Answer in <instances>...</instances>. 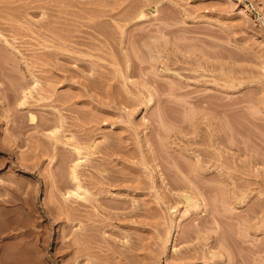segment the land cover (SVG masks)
I'll list each match as a JSON object with an SVG mask.
<instances>
[{"label":"rangeland","instance_id":"rangeland-1","mask_svg":"<svg viewBox=\"0 0 264 264\" xmlns=\"http://www.w3.org/2000/svg\"><path fill=\"white\" fill-rule=\"evenodd\" d=\"M93 1L0 0V14L24 12L0 16L18 51L0 67L8 71L0 74V264L70 261L59 239L71 202L55 184L64 173L69 179L74 158L46 138L51 109L66 116L62 135L95 117L105 124L91 140H115L110 157L90 155L93 166L78 167V176L98 192L90 177L110 173L118 185L103 192L138 205L120 214L127 223L114 224L136 244L128 264H264V0ZM25 64L37 85L19 107L9 85ZM29 112L46 124L31 125Z\"/></svg>","mask_w":264,"mask_h":264},{"label":"bare ground","instance_id":"bare-ground-1","mask_svg":"<svg viewBox=\"0 0 264 264\" xmlns=\"http://www.w3.org/2000/svg\"><path fill=\"white\" fill-rule=\"evenodd\" d=\"M80 1H82V0H80ZM89 1L92 2L93 0H89ZM89 1L86 0L87 3H89ZM11 3H9L10 6H11ZM77 3H78V0H77ZM93 3H95V1H93ZM137 3L140 4L141 2L140 3L137 2ZM141 5H142V3H141ZM141 5H139V6H141ZM2 6H5V4L2 5ZM12 6H11V8H12ZM139 6L136 8L137 10H140ZM6 7H8V6H6ZM6 7H5V9H8ZM5 9H4V7L2 8V10L6 11ZM13 9L14 8H12L11 9L12 11H10V7H9V9L7 11L12 13L11 15H13V11H14ZM46 9L44 11L48 12L49 10H51V9H48V10H46ZM58 10L63 12V10H60V9H58ZM58 10H57V12H58ZM142 10H140V11L133 10V12L135 11L136 14L138 12V14L136 15L137 17H135V18L138 19L137 21L141 20L142 17L144 16ZM16 11H17V14H18L19 11L18 10H16ZM16 11H14V12H16ZM6 12L5 13L3 12V14L7 15L10 18L13 17V16L12 17L9 16L8 12L6 14ZM23 13L24 12H22L20 14H22V16H23ZM44 13H46V12H44ZM3 14L1 13L0 16L2 15V16L5 17V15H3ZM15 14L16 13H14V15ZM27 14H28V11H27ZM29 14H28V16H30ZM47 14H46L47 16L50 15L49 13H47ZM59 14H57V15H59ZM24 15H25V17L27 16L26 15V11H25ZM7 16L5 17V19L8 18ZM54 16H56V14ZM60 16L63 17L61 14H60ZM78 16H79V13H78ZM17 17L19 18L21 16H19V14H18ZM50 17H51V15H50ZM50 17H47V19H46V16H45L44 21H45V19L48 20V18H50ZM57 17L58 16H56L55 18L56 19L61 18V17H59V18H57ZM2 18L0 20H3ZM15 18H16V15L14 16L13 19L16 20ZM29 18H31V17H29ZM55 18L51 17L50 18L51 20H49V21H52V19H55ZM76 18H78V17H76ZM13 19H10L11 20L10 22H6L7 20L6 21L4 20V21L6 23L11 24L14 21ZM60 20L63 21L65 19H63V20L60 19ZM76 20H78V19H76ZM49 21H46L47 23L44 22L47 27L44 25L45 27H43V28H47L48 29L49 25H47V24H48ZM59 21H58V23H63V22H61V21L59 22ZM50 23H52V22H50ZM51 26H52V24H51ZM63 27L64 28H62V26H61L62 29L66 28L64 25H63ZM62 29H61V32H65L66 33V31H62ZM68 32H69V29H68ZM71 33H72V31H71ZM56 34H58V33H56ZM56 34H55V37H56ZM60 34L61 33H59V35ZM71 35H73V34H71ZM60 36H61V38H62V36H64V39L63 38L61 39L62 41L63 40L65 41V40L70 38L69 34H64V33H63V35L61 34ZM58 39H60V38H58ZM61 40H60V42H62ZM109 40H113V39H108V41ZM67 41H69V40H67ZM133 41H135V44L133 43L134 46L136 45V46H138L140 48L139 44L142 41L140 36L137 35ZM12 43L13 42L9 41V39H7L4 36V33L3 32L1 33V30H0V67H2V66H3V68H4V66L6 67V65H2V63H7L11 59H12V61H14L13 59L17 58L15 56L17 55L18 51H17V49H14L15 47L13 46L14 44L12 45ZM121 43H122V39H121ZM133 44H132V46H133ZM142 44H141V46L146 47L144 45V43H142ZM64 45H66L65 42H64ZM144 47H142V49ZM133 48L134 47H132V49ZM153 49H154V47H153ZM15 50L17 51V53H16ZM135 50L137 51L136 48H134V51ZM138 50L140 51V49H138ZM144 50L145 49H143V53H144ZM148 50H149V48H148ZM60 53H62V52H60ZM147 53H148V51H147ZM155 54H157V52ZM155 54L153 55V57L156 56ZM189 54H193V53H190V51H189ZM60 55H62V54H60ZM64 55L66 57L70 56V55H67V54H64ZM127 55H128V53L126 54V56ZM133 55H135V58L136 57L137 58L142 57V55L138 57V53H134ZM148 55L149 54H147V56ZM149 56L152 57L151 55H149ZM190 56H192V55H190ZM143 57H144V55H143ZM124 58H126V57H124ZM154 58H156V57H154ZM144 60L145 59H143L141 61V58H140V62H143ZM126 61H128V59H126ZM11 62H9V63H11ZM125 64H126L125 65L126 67L129 66V63L128 64L125 63ZM15 65L19 66L17 63ZM44 65H47V63L44 64ZM12 66H14V65L12 64ZM25 66H26V64H25ZM28 67L26 66L25 70L24 69L22 70L19 67L14 69L15 71H13V72H16V71L18 72V73L16 72L17 76L15 75L18 78H16L14 76L15 80L13 78V75L10 74L12 79H13V81H12V83H10V85H9L10 88L9 89L12 91V94L14 95L13 99H14V97L17 98V103H15V104H17V106H19V107H23V106L25 107L26 106V104L28 103V99H30V97H32V92H33L34 88H36V85H37V79L34 77L33 72L30 70V67L29 68ZM92 68L94 69L92 64H90L89 69H92ZM2 72L6 73L5 75H7L8 71L7 72L0 71V74H2ZM127 75L126 76L122 75V76L123 77L125 76L124 78H126V80H127V78H128ZM123 80H122V82L124 83L125 80L124 81ZM83 83H85V85H87L86 82L83 81ZM125 84H127V83H125ZM87 88H89L88 85H87ZM108 88H110V86H108ZM123 89H124V92H126V94L130 93V89L125 87V85H124ZM54 92H55V88H54V86H52V89L48 90V94L46 96V98L49 101H50V99L53 100L52 96L54 95ZM109 92H110V90H109ZM115 92L116 91H114V93ZM114 93H112L113 95L111 94L113 102L114 103H119L120 102L119 101L120 93H119V95L117 93L116 94H114ZM16 98L14 100H16ZM131 98L132 97H129V99H131ZM129 99L127 98V101ZM129 105H131V104L129 103ZM17 111L20 112L21 110L19 111V109H18ZM29 113H31V112H29ZM48 113L52 114V118H53L52 122H53V126L54 127L52 129H50L49 132L45 133L46 134V138L49 137L52 140V143L54 144L55 148H58L59 145H60L62 147V149L69 156H71L70 160L74 158L73 162L69 165V169H68V178L69 179H67L65 177V173H64V174L60 175V177L58 179V183L55 184L56 190L61 193L62 199H64L65 201H70L71 202V203H69V207L71 208V210L69 209L70 210L69 211L70 214L68 212L69 216L67 215V221L66 222L64 221L66 224H63V226L64 225L65 226L64 227L62 226L63 228H60V229H62V230H60V232H62L61 233V239H59L57 237L61 241V243L60 242L59 243H60V246H62V252L64 253L63 255L71 254V256L68 257L70 261L64 262L63 264H114V263H116V264H128V263H130L131 262V257H132V251L134 249H136V244H134L133 240L131 239L132 236H131L130 232H126V233H123L122 231L120 232V228L116 227L114 224L117 221H122L123 223H121V224L127 223L126 222L127 219L125 217L121 218L120 214L121 213H130V212H131V214H133L134 213L133 211L137 210L138 205L132 203V200L130 198H128V197L122 198V199H125V200L116 203L117 197L112 196V197L109 198V196H111V195H108L107 192H103L105 190H109L110 187H112V186L118 185V183H116L115 178L110 176L111 175L110 173H105V174L103 173V174H101L103 177H100V178H92V177H90L91 178L90 182H91L93 188L94 189L100 188L98 192H94V190H88V188H85L84 186H82V181L79 179V176H78V172H79L78 171V167H80L82 165L93 166L91 160H89V156L90 155H93L96 152L97 153L100 152L101 154H103V156L110 157L109 154H111L113 151H111V152L108 151L109 149H111V148H108V147H110V145L112 146L113 145L112 143H114L115 140L111 136H106L105 139L103 138V141H95V139L91 140V138H92L91 134H94L95 130L99 129L100 124L101 125L105 124L104 121H102L103 123H101V120L100 119H96L95 117H93L94 118L93 120H90L91 118L88 119L89 122L91 124H93L92 128H91V126H90V128L89 127L88 128L85 127L86 125H88L87 124L88 120L84 121V123H83V120H82V124L81 123L80 124L79 123L76 124V122H74V125L76 126V130L79 132V134L71 135V136L62 135V133H61L62 129H65L66 126H68L66 124L67 123L66 116H64L60 110L53 111L51 109L50 111H48ZM43 118H44L45 122L48 119L47 116H44ZM28 119H29L28 121H30L32 123L31 125H33L34 127H37V126L39 127V126H42L43 124H46L45 122H42V123H40V121L38 122L37 120H39V119L36 118L33 115V113L28 115ZM100 144H102V145H100ZM83 149H85V151ZM106 168L103 167V166H99V167L95 166V169H97V171H100V170H103V172H105L106 170L108 171V169H106ZM69 185H71L70 188L67 187ZM129 186H131V185L130 184H126L127 188H129ZM63 188L65 190H64V192H61L60 189H63ZM183 197H184V201L186 203H188L190 201V198H189L188 195L183 194ZM121 202H123V203H121ZM120 204H121L123 209L128 208V210L126 212H120V210H118V207L120 206ZM1 206H0V209L4 207V206H2V207ZM86 207H90L91 209H86ZM100 211H106L107 215L105 217L102 216L100 214ZM12 217L14 219L16 217V213H15V217L14 216H12ZM120 219H122V220H120ZM120 235L125 237V239L124 240H120V238H118ZM58 236H59V234H58ZM19 241L20 240H18V242ZM13 243H14V245H13L14 247L17 246V245H15L16 242H13ZM20 243H22V242H20ZM59 252H61V251H59ZM8 256H9V254H8ZM181 259H182L183 262H187L188 263V260H186V256H181L180 257V261H181ZM191 259H192V257L190 258V260ZM64 260H66V259H64ZM113 260L114 261L116 260V262L113 263ZM61 263H62V261H61Z\"/></svg>","mask_w":264,"mask_h":264}]
</instances>
